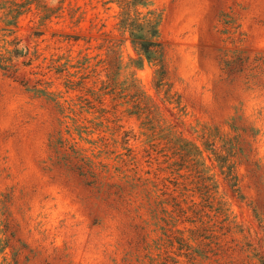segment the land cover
<instances>
[{"label":"rangeland","instance_id":"374dc122","mask_svg":"<svg viewBox=\"0 0 264 264\" xmlns=\"http://www.w3.org/2000/svg\"><path fill=\"white\" fill-rule=\"evenodd\" d=\"M7 1L30 9L8 39L40 58L17 78L0 69V264H264V0H152L181 115L155 89L156 67L132 63L117 1L0 0V50ZM110 40L120 61L111 78L101 63ZM67 59L72 81L94 94L66 87L55 68ZM134 80L201 155L184 163L146 143L143 120L127 112ZM225 138L236 140L239 194L209 151Z\"/></svg>","mask_w":264,"mask_h":264},{"label":"trees","instance_id":"16d2710c","mask_svg":"<svg viewBox=\"0 0 264 264\" xmlns=\"http://www.w3.org/2000/svg\"><path fill=\"white\" fill-rule=\"evenodd\" d=\"M118 2L120 8L119 14V28L125 34L128 35L129 40L133 48L136 50L138 59L133 60L132 63L135 64L138 68H141L145 61L154 65L156 67L155 78H154V87L158 93H164V102L171 105V111H174L176 115L184 114V109L182 107L181 98L177 93H173V85L170 82L169 70L166 61L165 47L161 39V24L163 20L162 12L155 8L154 2L152 0H115ZM30 5V4H29ZM27 5L21 2L16 1H7L6 8L8 21H6V29H4L3 35V47L0 50V69H2L6 74L12 78H17L18 74L23 68L30 67L34 61L39 60L40 55L38 50L34 48L31 50V47H26L24 49L20 48L21 41L18 38L9 40L16 33L18 29L20 18L30 9H27ZM48 13H45L43 20H49L52 16V13L48 10ZM11 18V19H10ZM43 35L42 32H35L34 36L38 37ZM56 35V34H55ZM69 39H73L75 42L81 40L79 37L69 36ZM109 42H112L111 40ZM108 55L105 61L101 63L106 67L108 77H114L117 75V71L120 70V61L119 55L116 50V45L114 41L108 47ZM67 62L61 67H56L52 65V68H55L59 74L64 76L66 79V87L71 90L87 91L90 94H94V90L86 87L84 81H81L75 84L72 81V74L69 69L75 66H72V60L67 59ZM59 61L56 60L55 63ZM89 60H86V63ZM54 63V62H53ZM79 67V66H78ZM84 68V67H83ZM85 69V68H84ZM113 79H110V81ZM137 80L133 81L132 86L130 87V92L133 94L130 100V109H127V112L130 115L137 116L139 119L143 120V129L144 136L146 137V143L150 144L152 147L159 146L164 144V147L167 151L174 156H179L184 163H187L189 159V154L196 153L201 155L200 150L191 142H188L182 138L176 136V133L173 131L172 127L162 124V118L158 111V108L153 104L151 99L137 86ZM23 84L27 86L28 89H31L33 92L40 96L47 97L53 101H57L62 98L61 93L50 92L52 87L49 83H44L42 80H31L24 79ZM104 84H110V82H103ZM32 84V85H31ZM77 86V87H76ZM43 87V88H40ZM96 94V93H95ZM210 140L217 142L214 133H210ZM125 141H128L125 139ZM224 146L221 149L215 148V145L211 143L209 149L210 152L215 157V161L218 162L219 168L221 169V174L224 176L225 181L231 187L235 194H239L240 190L238 189V176L235 172V165L232 162L233 158L236 155L237 144L234 139H222ZM127 143V142H126ZM74 153H78L73 148ZM128 157L133 153L132 149H128ZM132 160H135L133 158ZM80 161L84 162V165H89L90 162H87L85 158H81ZM196 161V160H195ZM126 162L127 161H123ZM198 163V161H196ZM201 166L205 167V164L202 163ZM83 166L80 167V170H83ZM206 168V167H205ZM203 168V169H205ZM82 175H85L81 171ZM141 181V178H138L136 182ZM137 184L134 188H137ZM206 199V197H205ZM214 201L215 197L212 195L210 197ZM206 201V200H205ZM180 212L184 215L186 212L181 207V204H177ZM192 222V221H188ZM199 222H202L200 220ZM202 222V228L205 231ZM198 231V230H197ZM192 235L196 232L191 231Z\"/></svg>","mask_w":264,"mask_h":264}]
</instances>
